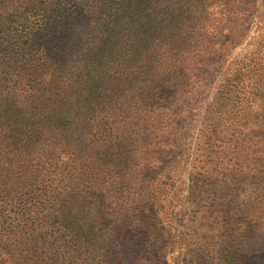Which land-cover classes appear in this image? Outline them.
<instances>
[{"label": "trees", "instance_id": "16d2710c", "mask_svg": "<svg viewBox=\"0 0 264 264\" xmlns=\"http://www.w3.org/2000/svg\"><path fill=\"white\" fill-rule=\"evenodd\" d=\"M243 4L0 0V264H167L170 189L149 173L197 93L211 25L234 45ZM209 118L216 235L180 262L249 264L264 255V37L222 77Z\"/></svg>", "mask_w": 264, "mask_h": 264}, {"label": "rangeland", "instance_id": "374dc122", "mask_svg": "<svg viewBox=\"0 0 264 264\" xmlns=\"http://www.w3.org/2000/svg\"><path fill=\"white\" fill-rule=\"evenodd\" d=\"M241 1L244 3L241 14L248 18L246 33L242 39L234 41V45H223L225 33L216 38L215 18L210 30L215 36L214 49L194 70L197 93L183 107L174 108L172 121L178 125V133L171 140V147H167L162 164L155 172L149 173L154 179L159 175L170 189L163 209L170 212L167 214L171 218L169 228L175 235L173 241L177 242L168 246L167 264H187L180 262L183 255L179 253L186 248L204 246L209 235H216L215 218L209 216L210 212L214 216L213 210L216 212V187L209 186L207 176L203 174L204 168L216 166L202 156L211 108L222 77L240 56L258 46L264 37V0ZM214 12L216 15V6ZM239 24L244 26L242 22ZM161 144L160 149L164 148ZM202 164L205 165L202 167ZM262 263L264 255L249 261V264Z\"/></svg>", "mask_w": 264, "mask_h": 264}]
</instances>
